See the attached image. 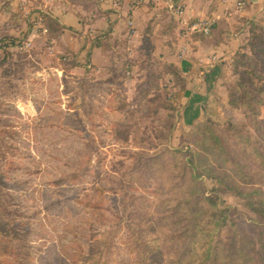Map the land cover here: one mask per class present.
<instances>
[{"label":"rangeland","instance_id":"rangeland-1","mask_svg":"<svg viewBox=\"0 0 264 264\" xmlns=\"http://www.w3.org/2000/svg\"><path fill=\"white\" fill-rule=\"evenodd\" d=\"M102 1L0 0V170L9 184L10 217L24 228L28 264H76L95 237L113 242L110 264H133L117 219L125 216L121 176L139 173L148 155L180 146L220 163L205 129H215L229 145L227 123L245 122L242 111L229 105L228 89L238 81L235 54L251 53L252 30L264 24V0L251 16L231 20L233 26L224 20L221 29L237 42L229 39L232 46L227 43L212 64L195 55L179 60V41L154 43L149 28L136 42L113 35L110 20L92 28ZM239 2L248 6V0ZM220 38L189 32L185 40ZM177 62L189 66L179 72L183 84L163 68ZM216 66L221 74L210 86L203 73ZM185 90L204 97L192 127L180 120ZM157 98L174 109L159 108ZM243 164L258 176L256 166ZM231 175L239 181L237 173ZM143 180L155 183L148 174ZM205 184L214 186L209 179ZM222 197L240 211L246 235L257 240L264 234L241 198L225 190Z\"/></svg>","mask_w":264,"mask_h":264},{"label":"trees","instance_id":"trees-1","mask_svg":"<svg viewBox=\"0 0 264 264\" xmlns=\"http://www.w3.org/2000/svg\"><path fill=\"white\" fill-rule=\"evenodd\" d=\"M249 47L250 54H235L238 81L228 89L229 105L242 111L245 122L227 123L229 145L218 131L205 129L211 155L218 156L220 163L190 148H167L148 155L139 173L129 178L123 174L118 180L125 216L117 219L125 228L123 245L133 264H264V234L257 240L246 235L240 211L222 197L223 190L232 191L254 213L249 220L264 227V24L253 28ZM163 68L177 83L185 82L178 67L165 64ZM188 70L184 63L183 71ZM221 70L219 66L210 70L205 82L214 86ZM185 96L188 103L180 120L192 127L203 111L204 97L186 90ZM156 101L159 108L174 109L167 101ZM244 161L257 167L258 176L245 171ZM147 174L153 185L143 180ZM205 179L214 183L212 189ZM8 186L0 170V264H28L31 255L21 245L26 240L23 225L10 217ZM94 240L76 264H110L113 242Z\"/></svg>","mask_w":264,"mask_h":264},{"label":"crops","instance_id":"crops-1","mask_svg":"<svg viewBox=\"0 0 264 264\" xmlns=\"http://www.w3.org/2000/svg\"><path fill=\"white\" fill-rule=\"evenodd\" d=\"M243 1L245 0H183L185 12L182 17L185 20L193 22L198 19H209L213 22L212 33H218L225 37V39L222 40L220 38L214 43L190 39L191 42L187 44L188 41L185 38L189 36V32L181 21V16L171 13L162 0H103L96 7V12L100 14L101 18L91 26L92 28L100 29L110 20V23H113L114 32L112 34L130 42L138 41L142 31L149 28L147 36L154 43L161 40L167 41L168 39L179 41L180 44L176 55L179 60L189 61L188 58L195 55L203 63L211 62L210 64H212L215 59L219 58L216 53L221 54L226 51L227 43L232 46L230 43L231 35L221 29V26L224 25V20H228L230 25L233 26L234 23L231 20L238 16H241L240 18L242 16H251V14L256 12L257 5L260 2V0H248L246 8L242 7L241 4L240 6L237 5L238 2L242 3ZM108 8L110 11H106ZM89 26L87 24V27ZM125 26H127V29H125ZM149 39L146 40L150 41ZM232 41L237 42L233 38ZM193 44L198 46V48L192 51L191 45ZM95 51H98L97 47ZM161 53L166 54V51L163 50ZM204 53H213V55L208 58L206 55L204 56ZM174 66L178 67L180 73L184 72L178 62L174 63ZM205 74L206 72L203 73V75Z\"/></svg>","mask_w":264,"mask_h":264},{"label":"built area","instance_id":"built-area-1","mask_svg":"<svg viewBox=\"0 0 264 264\" xmlns=\"http://www.w3.org/2000/svg\"><path fill=\"white\" fill-rule=\"evenodd\" d=\"M166 8L173 14L180 15L181 21L187 27L191 34H202L209 36L212 33L213 22L209 19H198L197 21H188L183 18L185 6L183 0H162Z\"/></svg>","mask_w":264,"mask_h":264}]
</instances>
